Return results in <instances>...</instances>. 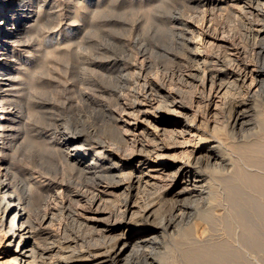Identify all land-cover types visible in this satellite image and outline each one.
Returning a JSON list of instances; mask_svg holds the SVG:
<instances>
[{
	"label": "bare ground",
	"instance_id": "bare-ground-1",
	"mask_svg": "<svg viewBox=\"0 0 264 264\" xmlns=\"http://www.w3.org/2000/svg\"><path fill=\"white\" fill-rule=\"evenodd\" d=\"M35 1L38 5V0H0V141L14 114L5 93L20 73L8 65L19 55L13 47L22 44V32L35 22ZM197 3L210 6V15L222 10L219 2ZM232 5L238 7L246 38L253 42L254 57L247 59V52L233 44L222 54L190 49L189 69L177 74L199 90L200 107L206 114L214 112L215 123L224 124L231 141L198 127L201 109H194L193 102L183 104L180 92L165 84L174 74L153 78L150 64L130 62L126 49L122 58L97 71L102 79L112 80L111 87H98V97H93L97 129L82 135L78 127L83 123L58 120L46 141L77 171L76 189L56 180L58 166L46 177L28 173L16 183V171L0 159V250L5 247L0 260L168 264L161 261L168 239L184 238L197 247L225 242L226 202L238 205L239 193L246 194L238 179L250 176L264 187V145L258 136L264 106V0H232ZM172 20L182 44L200 39L201 32L179 18ZM215 31L203 36V47L227 40ZM163 135H168L167 142ZM2 149L0 145V154ZM36 186L38 194L48 199L32 214ZM164 202L171 204L169 211L161 210ZM63 213L85 234L67 235L59 224Z\"/></svg>",
	"mask_w": 264,
	"mask_h": 264
},
{
	"label": "rangeland",
	"instance_id": "rangeland-1",
	"mask_svg": "<svg viewBox=\"0 0 264 264\" xmlns=\"http://www.w3.org/2000/svg\"><path fill=\"white\" fill-rule=\"evenodd\" d=\"M38 1V5L35 1L32 13L35 22L29 27L30 29L27 28L22 32V44L13 47L14 52L19 54L18 59L11 58L8 65L13 71L18 70V73L20 71L17 77L20 76L13 80L10 92L5 93V98H8L9 104L11 103L14 114L11 120H7L8 124L3 131L5 138L0 141L3 148L0 159L14 172L16 171L17 175L14 178L16 183H19L22 175L28 173L46 177L47 171H54L58 166L59 174L56 180H63L64 185L71 189L78 187L75 184L78 180L77 171L65 163L57 149L51 147V142L46 141H50V131L58 120L71 124L83 123L81 128L78 127L82 135L97 129L99 118L96 108L91 107L96 106L93 97L97 98L98 95L95 91L98 87L112 86V80L102 79L97 71L104 65L110 64L112 59L122 58L126 49L131 54L130 62L150 64L148 73L153 78L163 80L166 75L174 74L165 84L172 90L176 89L175 91L180 92L183 104L191 105L193 102L194 109H201L196 122L198 127L231 141L224 124L215 123L214 112L206 114L200 107L202 105L197 101L200 96L199 90L191 84L187 86L177 74L185 73L187 68L189 69L191 63H188L187 59L190 56V49L201 51V54L213 55L218 54L219 51H221L219 54H222L233 44L247 52V59L254 57L253 42L246 38L242 17L238 7L232 5V0H206L219 2L222 6V10L212 12L213 15H210L212 11L210 6L199 5L198 0ZM38 7L42 8L38 9ZM174 18L181 19L201 32L200 39L195 37L193 39L195 42L188 46L182 44L173 29L176 27L172 20ZM214 31L216 35L224 36L228 41H223L215 47L211 46L213 48L203 47V36L210 37ZM142 53L145 54L144 57ZM196 104L199 105L197 108ZM260 108L262 116L259 119L258 136L264 145V106ZM159 128L171 130L164 125H160ZM164 136L168 138L166 137L168 135H163V138ZM165 140L164 142L168 141ZM238 182L242 192L244 190L252 198L239 193L241 201L238 205L230 201L226 202L225 211L228 214L224 226L226 236L224 244L213 243L211 246L197 247L186 243L187 240L184 238L180 240L184 239L185 242L179 240L180 243L178 240L168 239L165 252L161 253L163 263L264 264V187L250 176L241 177ZM33 190L36 192L33 191L32 195L34 200H32L34 205L31 209L32 214L48 199L46 195L38 194L37 186ZM232 195L233 193L228 194L233 198ZM167 203L161 205V210L169 211L171 204ZM66 216L65 213L61 214L59 221L61 228L66 229V234L84 235L85 229L79 231ZM187 247L191 249L188 250ZM4 249L3 246L0 252H4ZM4 262L9 263L11 260L8 257L0 260L1 264H5Z\"/></svg>",
	"mask_w": 264,
	"mask_h": 264
}]
</instances>
